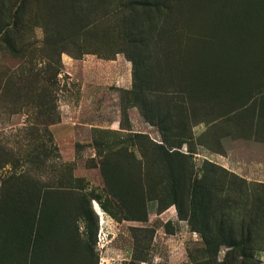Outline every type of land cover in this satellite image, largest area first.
Instances as JSON below:
<instances>
[{
    "label": "rangeland",
    "instance_id": "1",
    "mask_svg": "<svg viewBox=\"0 0 264 264\" xmlns=\"http://www.w3.org/2000/svg\"><path fill=\"white\" fill-rule=\"evenodd\" d=\"M19 1L0 264H264V0Z\"/></svg>",
    "mask_w": 264,
    "mask_h": 264
},
{
    "label": "trees",
    "instance_id": "2",
    "mask_svg": "<svg viewBox=\"0 0 264 264\" xmlns=\"http://www.w3.org/2000/svg\"><path fill=\"white\" fill-rule=\"evenodd\" d=\"M27 1L28 0H20L19 1L18 11L22 10V6H24L27 3ZM18 14H17V16L11 17V23L10 24H12L13 27H15L17 24ZM116 198L120 200L122 198L121 194L117 193ZM227 244H228V247L232 248V251H234V253H235V251L237 253L239 252L238 257L241 258V262H238V264H246V261L250 258H253V256H254L253 253L250 254V252L252 251V249L250 248L252 245L250 233H248L246 236L244 235V238L239 240V241H236V240L231 238L229 243H227ZM217 251H218V247H216V252ZM257 263H259V262H257Z\"/></svg>",
    "mask_w": 264,
    "mask_h": 264
},
{
    "label": "bare ground",
    "instance_id": "3",
    "mask_svg": "<svg viewBox=\"0 0 264 264\" xmlns=\"http://www.w3.org/2000/svg\"><path fill=\"white\" fill-rule=\"evenodd\" d=\"M96 209H97L98 213L100 214V216L102 217V223H104L105 220H104V214H103V212L101 211V209L98 206H96Z\"/></svg>",
    "mask_w": 264,
    "mask_h": 264
},
{
    "label": "crops",
    "instance_id": "4",
    "mask_svg": "<svg viewBox=\"0 0 264 264\" xmlns=\"http://www.w3.org/2000/svg\"><path fill=\"white\" fill-rule=\"evenodd\" d=\"M262 260L264 261V254L262 255Z\"/></svg>",
    "mask_w": 264,
    "mask_h": 264
}]
</instances>
